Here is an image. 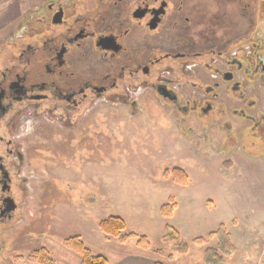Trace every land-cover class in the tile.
<instances>
[{
	"label": "flooded vegetation",
	"instance_id": "obj_1",
	"mask_svg": "<svg viewBox=\"0 0 264 264\" xmlns=\"http://www.w3.org/2000/svg\"><path fill=\"white\" fill-rule=\"evenodd\" d=\"M222 1L25 4L0 48L1 235L33 225L45 175L101 151L107 113H174L160 120L196 153L229 144L233 126L264 140V0Z\"/></svg>",
	"mask_w": 264,
	"mask_h": 264
},
{
	"label": "rangeland",
	"instance_id": "obj_2",
	"mask_svg": "<svg viewBox=\"0 0 264 264\" xmlns=\"http://www.w3.org/2000/svg\"><path fill=\"white\" fill-rule=\"evenodd\" d=\"M29 1L0 0V48L19 28L20 13ZM150 108L148 119L134 123L124 122L128 120L122 114L111 121L107 113L101 151L76 160L66 172L55 175L52 170L49 177L45 175L50 192L41 188L34 193L36 202L26 212L33 228L21 225L14 234L0 233V264H35L28 255L43 246L51 251L54 264H81V256L63 245L65 238L76 235L109 262L117 259V253L129 252L170 264H207L205 252L219 247L217 238L212 241L210 236L207 244L193 240L207 238L221 224L236 247L223 264H244L246 248L264 240V140L242 137L249 128L238 132L233 126L229 144L215 148L201 142V153H196L188 141L174 138V128L165 129L170 126L167 121L160 120L177 121L174 113ZM176 167L187 173V184L165 175ZM231 200L233 206L225 207ZM171 201L176 207L164 215L161 208ZM110 216L122 217L127 232L147 236L150 248L139 246L137 237L125 244L107 239L99 223ZM173 230L179 240L166 239ZM179 241L188 249L178 250Z\"/></svg>",
	"mask_w": 264,
	"mask_h": 264
},
{
	"label": "trees",
	"instance_id": "obj_3",
	"mask_svg": "<svg viewBox=\"0 0 264 264\" xmlns=\"http://www.w3.org/2000/svg\"><path fill=\"white\" fill-rule=\"evenodd\" d=\"M172 174L173 178L179 184H187L188 175L182 168H173L167 169L165 175ZM176 207V203L171 201L162 206L161 211L164 215H171ZM99 229L107 237V239H116L119 243L125 244L130 242L133 237H137V243L139 246L149 249L150 242L148 237L145 235H140L136 233L127 232V223L126 221L119 216H110L107 219L100 221ZM178 232L171 231L166 235V239H180ZM211 236L217 238L219 247H208L205 252V262L207 264H223L228 255L233 253L236 250L234 243L230 239V234L223 224L214 232H211L210 235L206 237L196 238L194 243L207 244L208 239ZM215 240V241H216ZM220 241V242H219ZM217 242V241H216ZM63 245L76 252L81 256V264H110L107 257L101 254H95L93 251L86 245L81 236H70L64 239ZM178 250L185 251L188 249V244L184 242L178 243ZM28 260L35 264H54V259L52 257L51 251L47 247H39L35 250H32L28 255ZM154 264H170L163 260H156Z\"/></svg>",
	"mask_w": 264,
	"mask_h": 264
},
{
	"label": "crops",
	"instance_id": "obj_4",
	"mask_svg": "<svg viewBox=\"0 0 264 264\" xmlns=\"http://www.w3.org/2000/svg\"><path fill=\"white\" fill-rule=\"evenodd\" d=\"M230 190L232 188H229ZM225 196L228 197V194L225 192ZM234 200V199H233ZM233 200H231L229 203H226L224 206H233ZM253 248H250L249 246L246 248V253H243L242 255V261L244 264H262L259 262V256L261 255V252L264 248V240L258 241L256 245H252ZM115 260H111L110 264H154V262L157 260L156 258L152 259L151 257H144L141 255H137L135 253H117Z\"/></svg>",
	"mask_w": 264,
	"mask_h": 264
},
{
	"label": "built area",
	"instance_id": "obj_5",
	"mask_svg": "<svg viewBox=\"0 0 264 264\" xmlns=\"http://www.w3.org/2000/svg\"><path fill=\"white\" fill-rule=\"evenodd\" d=\"M260 262L264 263V250L262 251L260 256Z\"/></svg>",
	"mask_w": 264,
	"mask_h": 264
}]
</instances>
